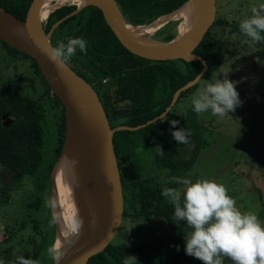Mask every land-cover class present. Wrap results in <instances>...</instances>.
<instances>
[{
  "label": "trees",
  "instance_id": "obj_1",
  "mask_svg": "<svg viewBox=\"0 0 264 264\" xmlns=\"http://www.w3.org/2000/svg\"><path fill=\"white\" fill-rule=\"evenodd\" d=\"M31 1L0 0V6L13 13L15 17L24 19ZM116 1L129 22L144 24L161 14L175 11L187 0ZM75 8V5L67 4L56 8V11L53 10L46 17L43 24L44 30L47 32L54 22L65 16L50 33L52 47L59 40H64L66 43L68 38H79L78 35L87 41V53L77 49L76 54L67 63L86 82L93 85L101 95L100 97H109L103 84L106 78L113 79L111 89L125 101L114 102L111 110L115 114L123 110L129 111L131 118L126 121V124L137 125L159 115L168 106L174 91L194 79L203 69V62L200 60H149L136 55L119 41L100 8L86 5L78 12L69 15ZM250 15L249 13L240 18L237 28L240 22ZM177 22V19L165 22L152 33V37L163 41L173 39L176 35ZM219 24L223 27L227 26V23L223 24L222 18L215 16L210 29L194 50V53L212 61L203 77L208 76L211 70L218 68L224 55L230 52L234 44L228 38H223L220 33L222 27H219ZM212 26H215V30ZM228 30H230L229 27ZM0 41L9 50L30 57L32 65L42 76L34 58L2 39ZM42 81L46 88L37 98L23 94L20 90L13 88L11 83L5 85L0 91V163L5 183L15 175L36 173L42 159L44 134L42 118L45 115V108L50 104L53 106L54 102L59 105V112L55 116L54 160L61 152L65 136L64 107L43 76ZM195 86L182 91L180 96L188 93ZM160 89H162L161 92H159ZM105 109L108 110L106 102ZM5 111L16 115L13 124L9 126L2 121V114ZM171 120L179 121L176 129L182 128V120L171 108L163 117L147 123L140 130L118 129L114 136L124 192V211L130 210L144 219L150 217L161 219L168 228L155 234L149 241H136L133 237L118 243L111 241L102 252L87 259L86 264H123L126 255L135 256L137 264H203L202 261L185 253L184 234L190 229L185 222L174 220L173 205L161 195L163 186L175 187L177 184L167 183L169 179L162 185L156 186L150 178L142 179L138 176L137 193L131 195L129 191L125 165L127 159L135 160L150 155V160L156 167L178 171H185L192 166L193 163L189 165L190 162L187 164L176 155L173 146L180 143L175 141L171 134L176 130L171 128ZM141 130H144L143 134ZM157 146L165 152L163 156L157 154ZM140 148L144 150L138 151ZM54 160L48 166V175ZM261 166H264V161ZM36 202L38 200L30 201L26 205L34 206ZM176 246H179V251ZM29 251L24 252L23 256L34 259L36 251ZM224 264H233V262L224 258Z\"/></svg>",
  "mask_w": 264,
  "mask_h": 264
},
{
  "label": "rangeland",
  "instance_id": "obj_2",
  "mask_svg": "<svg viewBox=\"0 0 264 264\" xmlns=\"http://www.w3.org/2000/svg\"><path fill=\"white\" fill-rule=\"evenodd\" d=\"M239 1L215 0L216 15L226 17L230 21L238 19L245 14L236 11L235 6ZM251 1L253 6H259L263 0ZM45 21L46 17L42 20V25ZM212 27L215 30V26ZM220 33L226 39H230L232 35L228 26L222 27ZM233 43L230 52L224 55L218 68L211 70L208 76L202 77L191 91L181 95L171 107L173 112L185 120L183 128L192 131L191 147L180 143L175 144L173 148L178 158L187 164L190 162L189 165L193 163L192 166L185 171H178L156 167L150 160V155L135 160L127 159L126 175L131 195L137 193L138 176L142 179L150 178L156 186L162 185L174 176L193 180L214 179L227 187L241 210L256 212L264 222V166H261L264 161V42L256 43L250 38L243 37ZM225 74L236 82L242 105L223 118L213 116L210 111L195 113L191 103L193 95L207 82L223 78ZM9 83L13 88L32 98L40 97L46 88L30 57L9 50L0 41V91ZM58 111L57 107L51 104L45 108L41 122L44 130L42 159L36 173L13 177L2 190L0 260L5 264H13L15 252L21 250L17 241H21L24 247L25 237L34 231L33 226L36 229L34 249L40 246L36 261L38 264H53V260L47 254V248L54 242L57 225L50 224L52 209L46 205L45 200L53 198L47 170L55 157L53 156L56 146L55 116ZM113 117L115 124L129 118L126 114ZM40 186L44 187L42 191ZM174 188L182 186L176 185ZM37 197L38 207L32 210L29 206L27 209L25 204ZM124 212L121 226L112 239L114 243L128 240L130 237L136 241H149L155 234L168 228L161 219L154 217L144 219L130 210ZM24 219L27 221L25 228L17 231V223ZM26 248L31 250L32 246L27 244ZM227 260L231 261L228 258Z\"/></svg>",
  "mask_w": 264,
  "mask_h": 264
},
{
  "label": "water",
  "instance_id": "obj_3",
  "mask_svg": "<svg viewBox=\"0 0 264 264\" xmlns=\"http://www.w3.org/2000/svg\"><path fill=\"white\" fill-rule=\"evenodd\" d=\"M195 1L197 16L192 37L177 41L175 35L173 39L163 41L152 37L151 33L150 43H138L130 29L131 22L127 20L116 0H87L89 2L87 5L102 10L119 41L132 53L149 60L183 59L203 62L201 72L174 91L168 106L159 115L137 125L126 123L112 125L101 97L93 85L79 76L68 63L63 68H58L44 54V48L52 47L50 42L52 29L65 16L54 22L46 32L40 14L42 0L31 1L24 19L15 17L13 13L0 6V39L34 58L51 91L64 107L65 136L50 177L57 162L67 151L76 159L81 172L95 184L106 205L99 213L87 217L80 232L72 233L66 238L61 245L66 254L59 264H86L87 259L102 252L109 245L121 226L125 201L114 144L116 131L123 128L139 129L163 117L178 100L181 92L195 86L209 70L212 61L194 53V50L214 22L215 0ZM78 10L76 7L69 15ZM56 235L57 233L53 243ZM53 264L56 262L53 261Z\"/></svg>",
  "mask_w": 264,
  "mask_h": 264
},
{
  "label": "clouds",
  "instance_id": "obj_4",
  "mask_svg": "<svg viewBox=\"0 0 264 264\" xmlns=\"http://www.w3.org/2000/svg\"><path fill=\"white\" fill-rule=\"evenodd\" d=\"M251 15L244 18L239 28L241 33L253 42H264V3L251 8ZM77 49L87 53V41L80 37L59 40L56 46L43 49L49 60L63 68L76 54ZM259 62V61H258ZM191 103L195 113L210 111L213 116L223 118L234 112L243 101L237 91L236 82L225 74L223 78L207 82L192 97ZM178 120H171L172 129H176ZM178 143L191 147V129L178 128L171 132ZM144 148L138 149L143 151ZM157 154L165 152L156 147ZM167 183L181 185L182 188L163 186L161 195L174 207V220L186 223L190 231L184 234L185 253L203 264H224V258L233 264H264V222L256 212L241 210L237 201L229 194L227 187L214 179L174 176ZM52 209L50 224H58L62 213L58 212L56 198L45 200ZM83 221L73 218L67 224L71 233L80 232ZM71 243V241H69ZM179 251V246H176ZM48 256L59 264L65 256L59 242L47 248ZM17 264H38V261L18 256ZM135 256L126 255L123 264H137ZM0 264H5L0 260Z\"/></svg>",
  "mask_w": 264,
  "mask_h": 264
},
{
  "label": "bare ground",
  "instance_id": "obj_5",
  "mask_svg": "<svg viewBox=\"0 0 264 264\" xmlns=\"http://www.w3.org/2000/svg\"><path fill=\"white\" fill-rule=\"evenodd\" d=\"M67 4L75 5L81 9L89 2L87 0H42L41 20L56 8ZM196 16L197 2L189 0L175 11L163 14L149 23H131L130 29L138 43H150L149 34L151 32L168 19H178L176 40L181 41L194 34ZM51 189L53 198H56L58 202L57 211L62 213L61 221L56 224L58 230L56 229L55 242L58 241L60 245L72 234L69 232L67 224H70L73 218H79L84 223L91 214L99 213L106 208L95 184L81 172L76 159L67 151L61 156L52 172Z\"/></svg>",
  "mask_w": 264,
  "mask_h": 264
},
{
  "label": "flooded vegetation",
  "instance_id": "obj_6",
  "mask_svg": "<svg viewBox=\"0 0 264 264\" xmlns=\"http://www.w3.org/2000/svg\"><path fill=\"white\" fill-rule=\"evenodd\" d=\"M262 3H264V0L260 3V4H262ZM243 4V5H242ZM233 5V4H232ZM252 6H253V3H252V1L251 0H240L239 2H238V4L235 6V8H236V11L237 12H243V13H245L244 15H242V16H240L238 19H235L234 21H230V20H228L226 17H223V16H218V17H220V18H222L223 19V24L225 25L226 23H227V26L229 27V33L230 34H232L233 35V37H232V35H231V38L229 39V41H237L239 38H243V37H246V36H244L242 33H241V31H240V28H237V23H238V21H240V18H242L243 16H245V15H247V14H249V12H248V10H251V8H252ZM256 6H258V5H256ZM250 14H251V12H250ZM216 17H217V15H216ZM219 27H223L221 24H219L218 25ZM218 39H220V37H218ZM112 81H113V79L111 78V77H109V78H106L105 80H104V84H103V86H104V89L108 92V94H109V97L108 98H104V97H101V100H102V102H103V104H104V106H105V102L107 103V105H108V110H107V114H108V116H109V119H110V121H111V123H112V125H117V124H115L114 123V117L113 116H119L120 114H126V115H128L129 116V118L127 119V120H129L130 118H131V115L129 114V111H127V110H123V111H120V112H118L117 114H115V113H113V111L111 110L112 109V106L114 105V102H119V101H125V99H121L118 95H116L114 92H113V90L111 89V85H112ZM162 91V89H160L159 90V92H161ZM100 95V94H99ZM101 96V95H100ZM103 98V99H102ZM53 106L54 107H57V111H58V109H59V105H57V103H55L54 102V104H53ZM53 110V109H52ZM59 112V111H58ZM179 115V114H178ZM180 117V116H179ZM16 118V115L14 114V113H11L10 111H5V112H3V114H2V121H3V123L6 125V126H9L10 124H13V121H14V119ZM158 119V118H157ZM180 119L182 120V124L183 123H185V120H183V118L182 117H180ZM127 120H125L124 122H122V123H127L126 121ZM155 121V120H154ZM145 122V121H144ZM121 124V123H120ZM140 124V123H139ZM145 126V125H144ZM142 128H144V127H141V128H139V130L140 129H142ZM182 128H183V125H182ZM141 133L143 134L144 133V130H141ZM142 136H144V135H142ZM141 158H143V157H141ZM2 173H3V168H2V164L0 163V199H1V196L3 195L2 194V190H3V188L9 183V182H11V180H12V178L13 177H16V176H19V175H15V176H13L12 178H11V180L10 181H8L7 183H5V181H4V178L5 177H3L2 176ZM51 174V172L49 173V175ZM51 178V177H50ZM40 188H41V191H42V188H44L43 186H40ZM35 200H38V197L35 199ZM29 203V202H28ZM37 204H35L34 206H31V208H32V210L34 209V208H37L38 207V203H39V200H38V202H36ZM27 204V203H26ZM25 204V206H26V208L27 209H29V205L27 206ZM29 216H30V214H28V219H29ZM34 220V219H33ZM36 221L34 220V223H35ZM18 224V226H17V228H16V230L17 231H20V230H22L23 228H25V226H26V224H27V221H26V219H24V220H22L21 222H19V223H17ZM33 228H34V231H32L29 235H27V237H25V244H24V247H23V244L21 243V241H17L18 242V244L21 246V250L19 251V252H15V256H14V259H13V264H15V262L17 261V257L18 256H23L24 255V252H26V251H29L30 249H27L26 248V246H27V244H29V245H31L32 246V248H31V250L32 251H36V257H37V255H38V253H39V250H40V246H37L35 249H34V243H35V241H36V238H35V226H33ZM57 232V231H56ZM33 233V234H32ZM51 244H53V242L51 243ZM30 252V251H29ZM36 257L34 258V260H36ZM26 258H28V257H26Z\"/></svg>",
  "mask_w": 264,
  "mask_h": 264
},
{
  "label": "built area",
  "instance_id": "obj_7",
  "mask_svg": "<svg viewBox=\"0 0 264 264\" xmlns=\"http://www.w3.org/2000/svg\"><path fill=\"white\" fill-rule=\"evenodd\" d=\"M131 240H132V238H131Z\"/></svg>",
  "mask_w": 264,
  "mask_h": 264
}]
</instances>
